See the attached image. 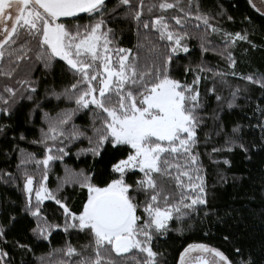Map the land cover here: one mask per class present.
I'll return each mask as SVG.
<instances>
[{
	"label": "trees",
	"instance_id": "16d2710c",
	"mask_svg": "<svg viewBox=\"0 0 264 264\" xmlns=\"http://www.w3.org/2000/svg\"><path fill=\"white\" fill-rule=\"evenodd\" d=\"M160 2L143 0L141 8V0H130L129 5H122L120 0H104L102 13H80L65 20L74 29L76 25H88L102 17V30H112V47L130 49L131 55L138 57L141 70L147 72L167 53L172 55L169 68L173 78L191 85L200 77L194 85L202 105L197 110L200 123L192 149L197 161L195 165L190 161L185 165L186 158L181 157L178 162L189 171L194 183H200L197 175L203 178L207 203L195 205L192 210L182 209L187 214L180 219L174 214L166 230L153 229L150 246L158 254L157 264H177L190 244L215 248L233 264H240L241 260L264 264V87L244 79L264 76V14L248 0H167L175 5L167 10L159 9ZM152 5L156 7L149 11ZM136 11L141 12L139 22L134 19ZM197 14L209 16V23L218 30L206 28L195 19ZM160 15L165 17L170 29L187 33L182 43L188 52L180 49L171 53L169 41H161L159 33L151 26L144 28V22L150 24ZM174 17L181 19L182 26L176 24ZM226 33L246 34L247 40L233 42ZM28 39L21 37L7 45L0 59V72H11V76L0 75V97L8 99V105L0 100V125L3 126L0 130V226L5 233L0 237V251L7 253L3 259L8 264H61V261L79 264L82 258L95 256L90 233L71 228L65 232L61 227L53 229L48 239L38 237L32 232L36 219L24 210V172L33 174L37 181L42 178L44 166L42 163L37 166L36 161H42L46 155L44 144L37 142L41 140V129L47 131L44 113L56 117L64 110L76 108L73 99L64 96L56 99L50 93H62L77 80L74 71L59 59L46 68L36 58V42H28ZM229 55L234 63L229 61ZM17 56L22 58L17 59ZM30 84L35 86V92L30 91ZM6 86L16 90L14 97L4 90ZM5 107L9 108L7 114L3 111ZM96 111L80 109L72 115L64 126L66 133L76 126L86 135L71 142L60 137L68 155L49 162L47 187L75 213L82 210L88 193L78 183L63 184L69 171L74 174L83 171L93 184L103 187L114 178L112 164L129 151L113 148L110 143L99 156L81 151L89 147L87 137L93 135V123L97 127L101 124V118L94 117ZM237 127L239 131L233 132ZM47 143L52 154L59 156L56 152L59 142L49 140ZM240 144H244L247 151L239 147ZM22 160L27 162L21 164ZM171 171V176L159 179L179 198L176 170ZM141 175L129 171L125 178L135 185ZM182 180L188 183V177ZM58 186H61L59 191ZM186 191L191 197L198 194V190ZM135 195L136 202L142 204L143 192ZM41 213L50 223H64L63 209L54 200L44 201ZM137 215L144 217L142 207L137 209ZM69 244L79 255H65L62 250ZM104 255L110 264H143L146 258L145 253L136 249L116 254L110 246Z\"/></svg>",
	"mask_w": 264,
	"mask_h": 264
},
{
	"label": "snow or ice",
	"instance_id": "6c2138e0",
	"mask_svg": "<svg viewBox=\"0 0 264 264\" xmlns=\"http://www.w3.org/2000/svg\"><path fill=\"white\" fill-rule=\"evenodd\" d=\"M120 3L129 5L130 0H120ZM143 6L141 0V8ZM174 6L167 0H161L158 5L161 10ZM152 7L156 5L149 7V11H152ZM103 9L104 0H0V59L4 57L6 45L15 43L21 37L30 38L28 42H36V58L43 62L46 68L59 58L77 76L76 82L71 84L70 88H65L64 92L50 93L56 99L61 96L73 99L76 108L64 110L56 117L44 113L47 131L41 129V140L37 142L44 144L46 155L42 161H36L37 166L41 163L44 166L42 178L37 181L33 174L24 172V210L36 219L32 232L38 237L48 239L53 229L61 227L65 232L71 228L90 233L95 256L82 258L79 264H110V260L104 255L109 246L117 254L137 249L146 254L143 264H157L158 254L150 246L153 229L156 232L166 230L174 214L180 219L187 214L182 209L192 210L195 205L207 203L203 178L197 175L196 179L200 183H194L189 171L178 162L181 157L186 158L185 165L189 161L195 165L197 161L192 149L197 142L196 129L200 123L197 110L202 105L199 91L194 85L199 82L200 77L197 76L191 85L173 78L169 68L172 55L167 53L147 72L141 70L138 57L132 56L130 49L112 47V30H102V17L88 25H76L74 29L68 26L67 22L60 20L61 17H75L78 13H102ZM140 18L141 12L136 11L134 19L139 22ZM174 19L177 25L182 26L180 18ZM195 19L212 31L218 30L209 23L210 18L207 15L197 14ZM143 26L145 29L151 26L159 33L161 41H169L171 53L180 49L188 52L187 46L182 43L187 33H177L170 29L163 15L151 20L150 24L144 22ZM225 35L233 42L236 39L247 40L246 34ZM21 58L17 56V59ZM228 59L234 63L231 55ZM203 70L201 67V71ZM0 75L11 76V72H0ZM244 79L264 87V76H248ZM29 88L31 92L36 91L32 84ZM4 90L13 97L16 95V90L11 87L6 86ZM28 98L32 99V96L29 95ZM217 99L220 97L217 96ZM0 100L8 105V99L0 97ZM80 109L98 110L94 112V117L101 118L99 127L93 123V135L87 137L89 147L82 149V152L99 156L109 143L113 148H127L129 151L125 157L112 164L114 178L103 187L93 184L91 178L83 171L75 174L69 171L63 179V184L78 183L86 188L88 193L82 210L75 213L45 182L48 180L49 162L68 155L63 146L64 140L71 142L86 135L76 126H73L70 133H66L64 127ZM3 111L7 114L9 108L5 107ZM2 129L3 126L0 125V130ZM238 131V127L233 129V132ZM60 137L64 140H60ZM23 138L22 136L21 139ZM49 140L59 142L60 146L56 147L59 156L52 154V148L47 143ZM232 144H235L234 140ZM239 147L247 151L244 144ZM228 150H231V145ZM26 162L22 160L21 164ZM225 163L228 161L225 160ZM172 169L176 170L175 183L179 198L159 179L161 176H171ZM133 170L142 174L135 185L129 184L125 178L127 173ZM182 177H188L187 184L183 182ZM61 186H58L57 191ZM187 189L198 190V194L191 197L187 194ZM140 192L145 196L142 204L136 202L135 194ZM46 200H54L63 209V225L50 223L47 217L42 216L41 205ZM187 200L191 202L187 203ZM141 207L144 217L137 215V209ZM141 220L143 223H138ZM4 234V228L0 226V237ZM62 251L68 257L79 255L70 244ZM239 251L237 249V252ZM191 252L203 254L195 258L196 264H233L221 251L205 244H190L185 248L181 253V264H192V258L188 256ZM6 256V252L0 251V264H8V261L3 259ZM61 264L67 262L61 261ZM240 264L252 262L241 260Z\"/></svg>",
	"mask_w": 264,
	"mask_h": 264
},
{
	"label": "rangeland",
	"instance_id": "374dc122",
	"mask_svg": "<svg viewBox=\"0 0 264 264\" xmlns=\"http://www.w3.org/2000/svg\"><path fill=\"white\" fill-rule=\"evenodd\" d=\"M250 2V0H248ZM250 4L255 8L257 9L259 12H261L262 14H264V3L261 1V0H251ZM60 20L62 22H65L66 18H60ZM7 48V45L5 46V49ZM4 49V51H5ZM59 59V58H57ZM64 62V61H63ZM133 171H137L139 172L138 170H133ZM140 173V172H139ZM33 200H34V197H33ZM35 201V200H34ZM187 248V247H186ZM131 250V249H130ZM137 250V249H136ZM115 252V251H114ZM184 252V251H183ZM116 253V252H115ZM123 253H126V252H123ZM123 253H119V254H123ZM117 254V253H116ZM146 255V254H145ZM203 254L199 253V252H191L190 254H188V256H190L192 258V264L196 262V257L198 256H201ZM188 256L185 257V259L187 260L188 259ZM177 264H181V255L179 257V260L177 262Z\"/></svg>",
	"mask_w": 264,
	"mask_h": 264
},
{
	"label": "flooded vegetation",
	"instance_id": "af4514ba",
	"mask_svg": "<svg viewBox=\"0 0 264 264\" xmlns=\"http://www.w3.org/2000/svg\"><path fill=\"white\" fill-rule=\"evenodd\" d=\"M263 3H264V0H261ZM193 264H196V262L195 263H193Z\"/></svg>",
	"mask_w": 264,
	"mask_h": 264
},
{
	"label": "water",
	"instance_id": "95a60500",
	"mask_svg": "<svg viewBox=\"0 0 264 264\" xmlns=\"http://www.w3.org/2000/svg\"><path fill=\"white\" fill-rule=\"evenodd\" d=\"M78 14H80V13H78ZM61 18H63V17H61Z\"/></svg>",
	"mask_w": 264,
	"mask_h": 264
}]
</instances>
